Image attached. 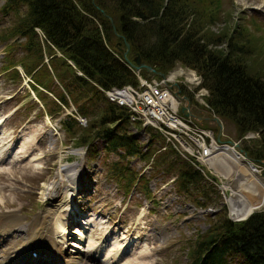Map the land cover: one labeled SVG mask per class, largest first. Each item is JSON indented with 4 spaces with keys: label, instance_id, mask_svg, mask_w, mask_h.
Here are the masks:
<instances>
[{
    "label": "trees",
    "instance_id": "obj_1",
    "mask_svg": "<svg viewBox=\"0 0 264 264\" xmlns=\"http://www.w3.org/2000/svg\"><path fill=\"white\" fill-rule=\"evenodd\" d=\"M221 4L222 0H3L1 15L11 13L14 20L0 41L24 39L18 43L21 57L7 67L20 64L46 90L53 79L57 81L76 112L88 118L82 127L68 116L62 128L69 137L78 132L76 145L90 147L100 137L105 152L126 159L123 167L112 166L117 167L116 175L123 174L126 189L135 181L128 159L147 162L154 154V168L175 173V192L206 207L207 194L219 198L214 184L150 128L144 129L149 136L142 151L128 131L127 110L106 101L97 87L137 84L135 73L122 59L125 43L128 59L136 53L155 72L165 74L176 64L191 69L199 77L198 87L206 91V109L230 122L239 138L254 134L242 149L256 162L264 159V61L254 55L257 49L245 28L232 36L226 30L222 34L209 30ZM155 74L138 72L142 78ZM179 93L192 100L183 87ZM55 97L67 104L62 92ZM161 146L165 150L157 156ZM220 206L216 222L188 244V264H229L230 256H238L241 264H264V212L254 211L245 220L232 222Z\"/></svg>",
    "mask_w": 264,
    "mask_h": 264
},
{
    "label": "rangeland",
    "instance_id": "obj_2",
    "mask_svg": "<svg viewBox=\"0 0 264 264\" xmlns=\"http://www.w3.org/2000/svg\"><path fill=\"white\" fill-rule=\"evenodd\" d=\"M2 2L3 0H0V7ZM220 11L217 21L215 20L209 26V30L215 34H222L226 30L227 34L232 36L236 30L245 28V32L252 35L251 46L257 49L253 52L254 55L264 61V0H222ZM13 20L11 13L3 16L0 12V35ZM35 32L42 39L41 32L38 29H35ZM22 42H24L23 38L16 37L5 42L0 41V146L4 147L0 156L12 155V158L16 159L13 164H11L13 159L8 161L10 164H0V187H5L4 200L14 205L13 207H18L19 214L25 217V221L46 212L48 208L52 213L54 209L57 212L68 209L67 214H70L69 207L77 204L78 210H75L82 215H77L80 223L73 224L71 220L67 221L68 233L76 231V234L80 235L81 229L85 228L90 238L84 239L79 245L77 241L75 242L74 236H66L69 239L65 240V244L70 245L71 250H76L74 248L78 247L83 250L92 244H102V239L106 238L112 229L123 226L129 228L128 224L132 223L128 234L138 240L131 246L130 251L125 247L124 241L114 234H110V237H115L108 247L113 249L112 253L115 249L121 248V251L124 248L127 249L131 252L128 258L139 264H188V246L198 234H202L216 222L214 220L220 212V205L224 206L226 217L230 221L239 222L230 217V211L226 205L230 188L222 187L223 183L231 187L232 181L222 178L212 169H208L207 165L201 166V174L208 182L214 184L219 198L216 199L212 193L207 194L209 202L206 207L195 204L185 195L177 194L174 187L175 173L168 175L163 168H154L153 160L143 165L135 159H128V166H131L135 173V181L126 189L124 184L127 182L124 181L123 174L116 175L117 167H112L118 164L119 167H123L126 159H117L113 152H105L100 142L91 145V148L84 149L81 145L75 144L78 132L74 134L75 137H69L60 129L65 119L64 114L71 112L74 107L71 104L67 108L58 105L52 95H55L59 88L56 89L51 84L47 89L49 93L46 91L32 93L31 81L24 78L23 70L18 68L19 64L7 67L11 60L15 61L21 57L23 49L18 43ZM8 47L10 48L7 49ZM58 56H60L59 53ZM179 66L176 64L165 74L159 73L169 82L172 93L176 91L173 86L176 84L179 91L183 87L192 94L190 101L179 93L178 96L185 97L186 100L181 98L178 106L188 105L189 111L197 116L194 120L197 127H209L213 130V135L221 130L219 138L222 141L235 142L237 149H242V146L247 144V140L253 139L255 135L250 134L246 139H242L245 136L239 138L230 122L220 118H216V121L212 120V113L206 109L204 98L200 97L204 95V92L194 84L189 85L183 73L175 74L181 69L186 72V69ZM15 68H17V75L11 73ZM156 75L150 77H157ZM52 100L57 103V107H53ZM53 108V113L49 114V110ZM86 119L88 120L85 118L82 127L87 124ZM129 133L138 139L141 150L145 151L144 143L147 136L139 129L130 128ZM3 134H5L4 137H2ZM4 139L5 145L2 144ZM162 149L156 152L157 156L164 152L165 149ZM246 157L249 161L245 162L255 165L256 175L260 177V173L264 171V159L256 162L251 157L247 155ZM21 162L30 163V169L24 170L25 172L19 169L17 166ZM60 165H69L76 173L77 197L68 199L65 195L63 202L41 197L43 183L60 168ZM4 192L0 195L2 198ZM254 211L264 212V204L255 208ZM60 214L55 215L59 217ZM83 222L88 225H81ZM91 225L93 226L90 227ZM120 231L124 230L120 228ZM23 233L26 234V231L23 230ZM23 243L24 241L18 240L15 248L20 249ZM227 261L229 264L242 263L238 256H230ZM119 262L120 260L113 264H119ZM83 264L93 263L86 260Z\"/></svg>",
    "mask_w": 264,
    "mask_h": 264
},
{
    "label": "bare ground",
    "instance_id": "obj_3",
    "mask_svg": "<svg viewBox=\"0 0 264 264\" xmlns=\"http://www.w3.org/2000/svg\"><path fill=\"white\" fill-rule=\"evenodd\" d=\"M179 73L184 74V78L187 83L193 84V76H195L194 73L187 71L184 72L181 69L180 72L175 74ZM4 136L5 134H3L2 137ZM19 136L20 134L18 137ZM4 141L6 140L4 139ZM0 150H2V146L0 147ZM236 151L237 150H234V148L229 147L228 145L218 147L213 145L210 149V157L207 159V166L210 170L212 169L216 174H219L224 179L231 178V187L225 183H223L222 187L224 189L227 187L230 188V190L233 189L238 196L237 199L226 198V205L230 211V217L235 220L243 218L249 214V212L264 204V182L256 175L254 166L247 164L243 160V157ZM10 152H12V150H10ZM23 157L25 158V155H23ZM14 159L11 164L15 162ZM18 162H20V160ZM17 167L23 171L29 170L30 163L21 162ZM76 177V173L71 170L69 165H60V168L43 183L40 196L51 200L53 198L54 201H62V199L66 197L65 195H67L68 199H72L73 196L77 197L76 192L78 191V188L76 187ZM4 189V186L0 187V195H2L1 193L4 192ZM5 192L3 198L0 196V238H12V236H17L24 238L25 241L20 249L12 248L11 250L10 247H7L6 249L0 250V259H7L8 264H35L27 262L25 260V256L31 249L36 247L45 252L50 259V262L47 260H40L43 264H79L80 258L88 252H85V249L80 250L79 247L78 250H73L71 252V250H67L63 246L65 239H67L66 235L70 234L68 233L67 221L71 220V223L77 224V215H81V213L77 211V204L69 207L70 214H67L68 209L67 211H65V209L61 212H57L54 209V212L52 213L48 208L46 212L44 211L41 214L34 216L31 220L25 221V217H22L21 214H19V208L13 207L14 205L12 206V204H8L7 200H4ZM50 208L52 209V206H50ZM55 212L57 213V216L61 213L59 217L55 215ZM131 225L132 223L128 224V227L132 228ZM120 228L124 231L121 232ZM129 228H127V226H123L119 227V229H112V231L109 232V235H106V238L109 240L105 237V239L103 238V255L108 254L112 256L111 253L113 249H109L108 244L115 236H119L120 240L124 241L125 247L130 251L131 246L138 239L129 236ZM23 230L26 231V234L23 233ZM110 234H114L115 236L110 237ZM4 245H9V243L5 242ZM127 249L126 251H128ZM93 252H95V250H93ZM118 253L119 252L115 250V254ZM130 253L122 255L119 264H139L128 258ZM64 258L66 261H64ZM107 259L110 260L111 258L107 257ZM22 261L24 262L21 263ZM123 261L125 262L122 263ZM0 264H2L1 261Z\"/></svg>",
    "mask_w": 264,
    "mask_h": 264
},
{
    "label": "built area",
    "instance_id": "obj_4",
    "mask_svg": "<svg viewBox=\"0 0 264 264\" xmlns=\"http://www.w3.org/2000/svg\"><path fill=\"white\" fill-rule=\"evenodd\" d=\"M197 83L198 78L193 76V84ZM105 95L109 101L127 107L132 120L157 129L196 162L207 163L212 146L210 133L177 114L178 102L171 95L167 79L139 80L135 87L111 88Z\"/></svg>",
    "mask_w": 264,
    "mask_h": 264
},
{
    "label": "water",
    "instance_id": "obj_5",
    "mask_svg": "<svg viewBox=\"0 0 264 264\" xmlns=\"http://www.w3.org/2000/svg\"><path fill=\"white\" fill-rule=\"evenodd\" d=\"M128 49V45L125 43V47H124V51H123V55H124V60L130 65V67H132L134 70H139V69H144L146 72H154V70L151 68V66L145 64L144 62L141 61L140 57L138 56V54L134 53L133 57L131 59V61H128V59L125 57L126 51ZM161 75V74H159ZM180 113L186 117L188 115H191V113L188 111L187 107H180L179 108ZM213 119L216 121V118L213 117ZM219 135H220V131L216 134L215 140L217 142H219ZM227 144L230 146H234L237 148V144L232 143L231 141H227ZM239 152L243 155V157L247 160H249L246 156L245 153L242 150H239ZM229 180H231V178H228ZM227 179V180H228ZM261 179L262 181L264 180V171L261 172ZM233 187V186H232ZM228 198L231 199H237L238 196L237 194L233 191V190H229L228 191ZM251 212H249L250 214ZM249 214H247L246 216H244L243 218L237 219L235 221H239V220H243L245 217H247Z\"/></svg>",
    "mask_w": 264,
    "mask_h": 264
}]
</instances>
